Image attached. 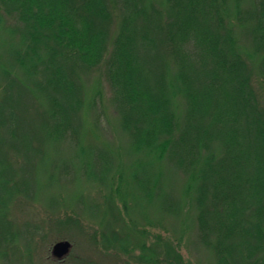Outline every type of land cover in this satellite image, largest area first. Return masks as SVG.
<instances>
[{"label": "trees", "instance_id": "trees-1", "mask_svg": "<svg viewBox=\"0 0 264 264\" xmlns=\"http://www.w3.org/2000/svg\"><path fill=\"white\" fill-rule=\"evenodd\" d=\"M9 21L19 43L0 65V259L21 235L10 205L35 194L30 179L16 180L20 169L70 142L88 176L110 174L104 148L86 141L99 104L86 82L99 73L149 204L177 213L167 170L183 174L197 241L215 264H264V0L246 11L230 0H0V27ZM72 173L63 164V178ZM112 179L104 214L116 221L114 197L129 190L118 183L123 172ZM62 217L52 222L58 238L81 225ZM137 231L135 247L110 223L92 240L110 262L118 254L123 264H192L160 234L147 245L148 232ZM34 233H25L29 264Z\"/></svg>", "mask_w": 264, "mask_h": 264}, {"label": "rangeland", "instance_id": "rangeland-1", "mask_svg": "<svg viewBox=\"0 0 264 264\" xmlns=\"http://www.w3.org/2000/svg\"><path fill=\"white\" fill-rule=\"evenodd\" d=\"M237 1L240 8L246 11L251 9L257 0H230L233 5ZM12 26L9 21L0 27V65L8 66L12 49L19 43V36L11 32ZM86 90L89 97H96L99 101L97 108L88 112L86 141L104 148L103 152L110 158L108 162L110 174L108 173L104 182L88 176L84 170L86 169L84 159L70 142L65 143L61 150L48 148L49 155L45 163L35 162L28 171L20 169L21 174L16 173V180L30 179L35 194L32 200L21 196L16 203L10 205L12 212L10 217L15 222L16 230L21 231V235L16 244L8 247L9 257L0 259V264H29L26 248L28 239L25 242V233L30 234L32 230L36 231L33 234L36 244L31 245L34 264H58L52 254V247L62 240L72 243L65 264H79L83 260L84 264H123L118 254L114 259L111 258L112 262L108 261L103 245L92 240L97 232L100 238L99 231L106 230L109 223L123 236L131 234L134 247L140 240L137 230L143 229L148 232L147 245L156 239L153 235L160 234L166 242L176 244L184 258L192 264H215L213 255L197 241L196 213L192 203H186L185 176L170 168L167 170L166 190L170 191L181 204V209L177 213H165L154 207V204L150 205L143 193L138 190L134 180L136 173L134 162L138 157L129 150V140L120 129L118 114L110 102L111 93L107 81L101 74L95 73L94 77L86 82ZM99 91L101 95L98 94ZM90 125L92 130L89 128ZM13 159L15 161L13 160L12 166L17 170L22 160L19 157ZM65 163L72 166L73 173L68 178L62 176ZM118 171L123 172L124 176L123 182L118 183L129 192L124 195L125 200L115 195V206L118 208L115 210L114 221L113 218L110 219L109 214L105 216L104 213L107 211L111 185H114L112 178L118 177ZM51 177H54L53 181H50ZM21 199L29 203L30 207L24 210ZM66 213L75 215L81 225H72L63 235L65 237L58 238V231H55L52 222L63 218ZM127 225L131 228L136 225L137 230L129 231L131 228ZM37 227H41V231L38 232ZM136 253H140V250L137 249Z\"/></svg>", "mask_w": 264, "mask_h": 264}, {"label": "water", "instance_id": "water-1", "mask_svg": "<svg viewBox=\"0 0 264 264\" xmlns=\"http://www.w3.org/2000/svg\"><path fill=\"white\" fill-rule=\"evenodd\" d=\"M71 249H72V243L68 240H62L56 242L53 245L52 254L57 259H64L70 254Z\"/></svg>", "mask_w": 264, "mask_h": 264}]
</instances>
